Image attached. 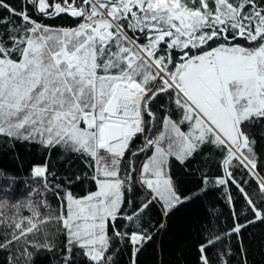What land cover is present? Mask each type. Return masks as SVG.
Returning <instances> with one entry per match:
<instances>
[{
    "label": "trees",
    "instance_id": "trees-1",
    "mask_svg": "<svg viewBox=\"0 0 264 264\" xmlns=\"http://www.w3.org/2000/svg\"><path fill=\"white\" fill-rule=\"evenodd\" d=\"M180 5L179 12H198L201 22L195 21V14L180 21L186 16L177 12L169 16V10H159L166 15L160 13L157 20L161 28L181 29L175 30L181 37L201 27L204 30L198 39L218 28L227 29L233 37L240 19L254 13L264 16V0H181ZM66 9L63 4L56 10L52 3L47 12H38L35 0H0V57L20 60L36 34L47 40L49 29H77L81 18ZM119 23L133 35L126 19ZM218 36L204 46L195 42L196 54L227 44L221 34ZM261 42L239 40L247 48H256ZM94 46L96 97L91 93L77 100L81 110L106 107L109 95L102 90L109 92L114 79L131 78L151 91L143 114L147 120L154 123L155 119L156 124V118L163 123L168 119L188 130V105L171 87L155 92L152 69L143 62L129 64L134 53L120 35ZM162 52L170 56L166 46ZM178 56L173 53L172 60L178 62ZM81 125H85L83 120ZM162 130L163 125L155 128V135ZM241 133L246 144L243 154L254 172L218 137L202 138L185 161L170 158L171 181L182 202L168 213L159 200L151 202L144 184H137L133 171L145 154L143 135H136L122 165L123 209L109 222V246L100 259L70 244L63 220L69 196L82 198L97 191L94 160L59 144L0 134V264H264V115L244 121ZM131 170L134 180L129 177Z\"/></svg>",
    "mask_w": 264,
    "mask_h": 264
},
{
    "label": "rangeland",
    "instance_id": "rangeland-1",
    "mask_svg": "<svg viewBox=\"0 0 264 264\" xmlns=\"http://www.w3.org/2000/svg\"><path fill=\"white\" fill-rule=\"evenodd\" d=\"M127 2H130V7L122 5L127 13L146 7V12H152L153 16L160 17L162 12L159 10L164 13L169 10V16L173 12L186 16L180 21L192 19L191 14H195L194 17L198 18L195 21L201 22L198 12L178 11L181 0ZM51 6L52 2L47 0L39 3L41 11ZM147 21L144 16L138 22L144 24ZM101 22L92 20L74 30L49 29L47 40L40 34L31 38L20 60L0 57V134L50 146L59 144L94 160L97 191L82 198L69 196L63 220L70 244L85 248L95 259L102 256L109 246V221H114L123 209L122 165L135 137L128 135L125 141L104 147L99 132L81 125V118H87V124L108 119L106 107L101 109L94 105L93 111L84 112L77 102L91 93L96 97L97 85L92 80H97V51L94 45L89 44L95 43L93 37ZM92 23L94 25L90 28ZM263 24L264 16L254 13L244 17L239 28L258 33L261 43H264ZM189 25H186L187 29ZM177 36L178 48L186 47V38ZM193 38L196 39L194 35L189 36L188 42L193 43ZM82 39L86 41L79 44ZM132 50L134 55H130L129 64L143 62L152 69L157 86L155 92L171 87L177 90L189 108L185 117L188 130L185 131L168 119L163 123L156 118V124L155 119L154 123L147 120L143 114L151 91L140 85L145 96L136 100V92L130 95L136 84L131 78L122 82L114 79L109 92V89L102 90L105 96L109 95L107 104L114 105L121 97L123 104L136 107V114L130 118L133 117L132 121L137 125L136 133L143 135L145 157L133 172H136L137 184H144L149 189L151 202L159 200L165 213L182 202L171 181L170 158L185 161L194 152L197 142L209 135L218 137L254 172V166L243 154L246 144L241 126L250 117L264 115V54L260 49L226 46L185 62H174L171 54L166 62H162L150 46L139 47V54ZM161 124L162 132L155 135V128H160ZM148 151H151L149 155ZM133 172L131 170L129 177L131 175L134 180Z\"/></svg>",
    "mask_w": 264,
    "mask_h": 264
},
{
    "label": "water",
    "instance_id": "water-1",
    "mask_svg": "<svg viewBox=\"0 0 264 264\" xmlns=\"http://www.w3.org/2000/svg\"><path fill=\"white\" fill-rule=\"evenodd\" d=\"M135 88H138V86L135 85ZM107 129H108L109 142L113 143L115 141H119L124 138L123 126L121 124L108 123Z\"/></svg>",
    "mask_w": 264,
    "mask_h": 264
},
{
    "label": "built area",
    "instance_id": "built-area-1",
    "mask_svg": "<svg viewBox=\"0 0 264 264\" xmlns=\"http://www.w3.org/2000/svg\"><path fill=\"white\" fill-rule=\"evenodd\" d=\"M99 9H101L102 7H99ZM108 19L109 18V11L106 8H103V16L102 14L99 13L98 9L95 10H91L87 16V18L84 20V22L82 23L81 26H83L85 23L92 21V20H97L99 19L100 21H102V19ZM103 19V20H104ZM94 23H92V25H90V28L93 27ZM97 29V28H96Z\"/></svg>",
    "mask_w": 264,
    "mask_h": 264
},
{
    "label": "flooded vegetation",
    "instance_id": "flooded-vegetation-1",
    "mask_svg": "<svg viewBox=\"0 0 264 264\" xmlns=\"http://www.w3.org/2000/svg\"><path fill=\"white\" fill-rule=\"evenodd\" d=\"M49 1H53L52 3H54L55 5H60V4H65V5H69L70 0H49ZM112 2H117V0H111ZM74 5L75 6H79L80 2H82V0H73ZM220 34V30H216L213 29L212 32H210V35H206L205 38H209L210 40H215L217 39V36ZM195 36V35H194ZM195 39V38H194ZM208 39V40H209ZM207 40V41H208Z\"/></svg>",
    "mask_w": 264,
    "mask_h": 264
},
{
    "label": "crops",
    "instance_id": "crops-1",
    "mask_svg": "<svg viewBox=\"0 0 264 264\" xmlns=\"http://www.w3.org/2000/svg\"><path fill=\"white\" fill-rule=\"evenodd\" d=\"M194 65V64H193ZM98 133V132H97ZM99 135L101 136V140H102V137H104V133H103V130H102V125L100 126V129H99ZM98 135V136H99ZM99 139V138H98Z\"/></svg>",
    "mask_w": 264,
    "mask_h": 264
},
{
    "label": "bare ground",
    "instance_id": "bare-ground-1",
    "mask_svg": "<svg viewBox=\"0 0 264 264\" xmlns=\"http://www.w3.org/2000/svg\"><path fill=\"white\" fill-rule=\"evenodd\" d=\"M140 98H141V96H139V94H137V95H136V100H137V99H140Z\"/></svg>",
    "mask_w": 264,
    "mask_h": 264
}]
</instances>
